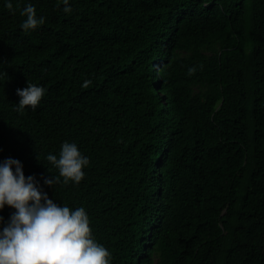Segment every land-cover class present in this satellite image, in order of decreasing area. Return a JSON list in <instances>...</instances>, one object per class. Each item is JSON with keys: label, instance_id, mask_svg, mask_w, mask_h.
<instances>
[{"label": "trees", "instance_id": "obj_1", "mask_svg": "<svg viewBox=\"0 0 264 264\" xmlns=\"http://www.w3.org/2000/svg\"><path fill=\"white\" fill-rule=\"evenodd\" d=\"M6 2L0 164L83 207L110 264H264V0ZM28 83L45 95L17 112ZM64 142L89 164L49 187Z\"/></svg>", "mask_w": 264, "mask_h": 264}, {"label": "clouds", "instance_id": "obj_2", "mask_svg": "<svg viewBox=\"0 0 264 264\" xmlns=\"http://www.w3.org/2000/svg\"><path fill=\"white\" fill-rule=\"evenodd\" d=\"M58 3L64 5L65 13L72 11L69 0H58ZM5 7L13 11L11 0H7ZM21 15L26 17L21 24L26 33L45 23V18L37 17L31 4L25 5ZM195 70L189 68V75ZM90 84L91 81L86 80L82 87ZM45 91L31 83L17 89L20 99L16 111L34 110ZM46 160L59 174L44 179L49 187L61 183V178L65 185L79 184L85 175L83 169L89 164L77 145L69 142L62 143L58 157L50 153ZM22 169L21 162L12 158L0 164V209L5 205L15 209L0 231V264H110L111 254L93 237L85 209L58 206L38 187L33 176L25 177Z\"/></svg>", "mask_w": 264, "mask_h": 264}]
</instances>
